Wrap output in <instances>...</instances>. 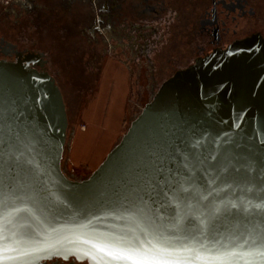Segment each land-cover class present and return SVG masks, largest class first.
Wrapping results in <instances>:
<instances>
[{
	"label": "water",
	"instance_id": "1",
	"mask_svg": "<svg viewBox=\"0 0 264 264\" xmlns=\"http://www.w3.org/2000/svg\"><path fill=\"white\" fill-rule=\"evenodd\" d=\"M13 52V59L0 58V125L13 136L0 152H22L43 171L37 178L31 166L16 168L0 155V200L8 191L5 177H14L37 201L36 215L17 214L10 231L55 229L80 249L67 252V259L87 264H100L95 244L199 238L202 231L210 240L243 243L264 232V209L255 207L264 201L261 33L214 49L162 81L101 163L78 179L61 165L68 116L58 84L39 55ZM245 202L252 205L247 211ZM0 234L7 237L9 230ZM0 245L14 247L8 239ZM63 256L62 248L33 264H56L45 261Z\"/></svg>",
	"mask_w": 264,
	"mask_h": 264
},
{
	"label": "flooded vegetation",
	"instance_id": "2",
	"mask_svg": "<svg viewBox=\"0 0 264 264\" xmlns=\"http://www.w3.org/2000/svg\"><path fill=\"white\" fill-rule=\"evenodd\" d=\"M48 1L60 5L55 12L57 39H72L68 44L75 46L76 50L82 45L76 32L79 30L81 37H86L84 32L91 30L92 32H88L96 33L98 41L94 37L92 40L86 37V45H92L95 40L103 46L99 55L109 54L116 59L122 56L130 73H133L136 84L141 77L150 75L152 91L176 70L187 67L196 58L203 57L214 49L225 48L233 41L252 33L259 32L264 36V0ZM61 2L67 3L63 5L64 8ZM42 7L44 13L46 6L42 4ZM47 20L48 17H45L40 32L44 30ZM42 45L44 47L22 48L11 38L6 39L4 35H0V58L13 59V50L39 55L43 68L58 84L57 78L63 70L68 71L67 75L74 71L75 61L69 63L64 52L59 51V56H56L51 49H46L44 43ZM86 48V54L93 50V47ZM80 52L84 53L82 49ZM142 56L145 61H142ZM63 64L69 69H64ZM75 68L79 73L82 71L79 65ZM76 79L73 86L79 85ZM58 86L60 88L59 84ZM45 262L87 264L86 261H76L72 257L67 260L52 258Z\"/></svg>",
	"mask_w": 264,
	"mask_h": 264
},
{
	"label": "snow or ice",
	"instance_id": "3",
	"mask_svg": "<svg viewBox=\"0 0 264 264\" xmlns=\"http://www.w3.org/2000/svg\"><path fill=\"white\" fill-rule=\"evenodd\" d=\"M0 120H3L2 115H0ZM10 133V128L5 130L0 125V145L8 147L13 140ZM15 139L19 141V136L16 135ZM176 150L179 151V149ZM0 155L6 156V162L11 161L16 168H23L25 165L31 166L37 178L43 171L40 163L34 158L22 159L24 157L22 152L13 153L9 150L0 152ZM5 179L8 183L3 184V187L8 191L4 195V199L0 200V206L4 209L3 214L0 215V221L4 222L0 224V229L9 230V236L5 237L0 234V239L10 240L14 247L0 245V264H3L5 260L16 261L17 257L23 258L19 264H33L34 260L43 256L51 258L54 254L60 255L62 248L64 249V259L68 258L67 252L80 251L72 241L62 235H57L55 229L47 232L29 230L23 234L10 231L11 228L16 227L14 221L17 214L26 212L32 216L36 215L37 201L33 195L22 191L24 185H21L14 177H5ZM0 183L3 182L0 181ZM35 183L38 184L39 180L36 179ZM16 191H21V195L16 196ZM10 201H20L22 206H10ZM29 202L33 206L30 207ZM245 205V211L252 206L250 202H245ZM232 207H238V205L233 202ZM255 207L264 209V201ZM219 210L216 208L214 211L218 212ZM204 223L202 220L201 224ZM5 225L8 227L5 228ZM16 236H20V239H16ZM85 243H91V241H85ZM93 247L96 249L97 255L101 256L100 264H264V232L251 240L245 238L243 243L235 242V238L228 242L210 240L202 231L199 238L187 236L169 238L157 235L147 243L141 240L136 243L116 241L103 245L95 244ZM5 252H15L17 256H5ZM95 258L93 257V259Z\"/></svg>",
	"mask_w": 264,
	"mask_h": 264
},
{
	"label": "rangeland",
	"instance_id": "4",
	"mask_svg": "<svg viewBox=\"0 0 264 264\" xmlns=\"http://www.w3.org/2000/svg\"><path fill=\"white\" fill-rule=\"evenodd\" d=\"M42 4L46 6L44 13L42 12ZM64 4L67 3L61 2L62 8H64ZM0 5V35H4L6 39L11 38V40L18 43V45L22 48H39L40 46L42 47V43H44L46 49H51L54 54H57L56 56H59V51L64 52V56L67 57L69 63L73 60L75 61V66H73L74 71L71 72L70 75H67L68 71L63 70L61 75H59L57 78V82L60 85V89L63 94L68 115V138L69 130L74 123L75 115H78L80 107L90 98L94 87L97 85L99 80L98 76L102 71L101 69H103L102 65L104 61H106L107 58L113 56L109 54H98L99 52L101 53L103 46L99 42L96 43V41H98V36L96 33L90 34L89 32H92L91 30H88L89 32L87 31L86 33L84 32V34L86 37L90 38V40H92L94 37L96 41L94 40L92 45L88 46L86 45V41H84L86 37H81L79 30L76 32V35L80 40H82V45H79L82 48L78 46L76 50L74 49L75 46H70V44H68L72 42V39H57L55 37V34L57 33L55 30V22L57 21L55 12L60 5L57 6V4L51 3L49 1L47 2V0H0ZM63 15L64 12L62 16ZM45 17H48V20L46 21L47 23L45 22L46 24L44 30L40 32V29L44 26L43 23ZM43 33L46 34L44 35ZM43 35L45 36V40L42 38ZM86 47H93V50L90 54H86ZM81 49L84 51V53L80 52ZM141 49H143V45ZM81 58L82 60L84 59V61H82ZM77 59H80V61H77ZM117 59L126 64V62L123 61L124 58L122 56L118 57ZM142 61H145L143 56ZM81 62H83L82 65ZM76 65L82 67V71L80 73L78 70L76 71ZM63 67L64 69H69L66 64H63ZM72 74L74 75L71 76ZM131 75L133 79L134 92L132 93L130 109L123 121V126L119 137L126 130L130 120L140 111V109L150 99L155 90H150V85L152 83L150 75H147L148 77H141L137 83L138 85L135 83V77L133 76V73ZM74 76L75 79L78 77V80H76L79 82V85L77 86H73L75 80L73 78ZM65 151L61 160L63 169H66L67 172H65L67 174H72L73 178H82L84 176L83 174L78 173L77 171L73 172L69 166L64 163L66 155Z\"/></svg>",
	"mask_w": 264,
	"mask_h": 264
},
{
	"label": "crops",
	"instance_id": "5",
	"mask_svg": "<svg viewBox=\"0 0 264 264\" xmlns=\"http://www.w3.org/2000/svg\"><path fill=\"white\" fill-rule=\"evenodd\" d=\"M102 66L90 98L74 117L65 149L64 163L73 172L83 174L82 178L101 163L119 139L134 92L132 75L125 63L110 57Z\"/></svg>",
	"mask_w": 264,
	"mask_h": 264
},
{
	"label": "trees",
	"instance_id": "6",
	"mask_svg": "<svg viewBox=\"0 0 264 264\" xmlns=\"http://www.w3.org/2000/svg\"><path fill=\"white\" fill-rule=\"evenodd\" d=\"M68 116V115H67Z\"/></svg>",
	"mask_w": 264,
	"mask_h": 264
}]
</instances>
